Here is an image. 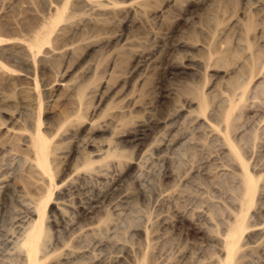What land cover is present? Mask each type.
<instances>
[{
	"label": "rangeland",
	"instance_id": "374dc122",
	"mask_svg": "<svg viewBox=\"0 0 264 264\" xmlns=\"http://www.w3.org/2000/svg\"><path fill=\"white\" fill-rule=\"evenodd\" d=\"M12 1L0 0V17L5 14L8 21L11 16L9 22L14 23L8 11ZM122 1L133 4L137 0ZM212 1L169 7L161 1L137 16L116 18L94 39L95 47L76 51L70 63L60 65L59 72L63 67L69 70L61 77H41L38 65L34 66L38 80L34 96L40 98L43 124L56 123L71 107L59 88L62 81L77 73L79 83L90 69L86 82L90 95L84 116L75 127L78 134L85 131L79 137L87 142L82 144L80 157H92L94 149L89 141L97 146L106 138L114 148L106 161L120 160L118 166L108 169L110 173L86 181L71 177L65 164L57 168L44 216L46 227L53 225L51 215L59 225L51 226L46 234L47 250L56 251L52 259L62 257L61 245L68 240L69 250L77 247V258L70 264H112L113 258L123 257L118 245L124 244L133 248L135 256L140 252L150 256L153 264H211L212 259L222 256L217 241L209 238L222 239L240 208L243 165L252 177L254 190L246 217L249 228L240 238L242 253L237 264H264V70L253 73L242 103L226 123H222L219 96L229 87L225 72L232 64L212 68L207 63H200L203 67L195 63L183 71L185 75L181 71L189 64L187 57L197 60L200 55L182 45L197 43L194 28ZM8 95L12 105L8 116H0V129L13 126L10 118H18L20 112L21 94L10 91ZM199 96L207 102L203 111L198 107ZM111 111L122 112L121 128L112 136L100 132L91 136ZM209 124L217 133L209 132ZM137 125L148 130L141 145L115 146L123 132ZM224 140L234 148L238 160L229 153ZM73 145L66 142L63 148L72 150ZM88 198L94 203L87 204ZM59 212L62 219L57 216ZM2 215L0 211V220ZM13 215L4 214L7 220L0 229V264H21L16 249L7 242L17 236ZM105 222L112 225L106 234L88 232ZM139 230L144 232L146 244ZM115 241L118 247L112 246Z\"/></svg>",
	"mask_w": 264,
	"mask_h": 264
},
{
	"label": "bare ground",
	"instance_id": "6f19581e",
	"mask_svg": "<svg viewBox=\"0 0 264 264\" xmlns=\"http://www.w3.org/2000/svg\"><path fill=\"white\" fill-rule=\"evenodd\" d=\"M161 1L166 7L184 2L198 4L210 2V0H137L133 4H126V1L122 0H13L11 4L7 3L8 11L12 13L9 15L13 16L14 23L9 22L11 16L8 21L5 14L0 17L1 23L5 21L3 26H0V116H8L6 112L12 105L8 95L10 91H17L21 96L18 118H10L14 125L0 129V193L5 202L0 205V211H3L0 229L7 220L4 214L13 213L15 217L13 215L11 218L18 230L17 236L11 237L7 242L16 249L21 264H70L73 258H77L74 251L77 247L69 250V242H66L68 240L62 243L63 255L57 259H52L56 251H48L49 248L46 246L47 230L51 226L59 227L52 215L53 220L49 222L53 225L48 223L49 226L46 227L44 219L47 202L54 189L52 182L57 168L65 164L71 177L86 181L110 173L111 170L108 169H114L120 164L119 159L106 161L114 152V148L109 145V139L106 138L101 139L97 146H94V141H89L91 143L89 146L94 149L92 157L87 159L86 154L80 157L82 144L87 142L79 137L85 131L78 134L75 127L84 116L83 108L90 95L86 83L90 80V69L84 76L85 79L79 83L76 82L77 73L69 76L68 81H62L59 88L65 92L66 100L70 101L71 107L56 123L43 124L40 120V98L34 96L38 86L34 66L38 65L41 77L57 75L61 77L69 73L67 67H63L59 72L60 65L68 63L76 51L95 47L97 43L94 39L104 34L111 21H116V18H131L136 13L142 14L152 4ZM210 4L207 6L209 8L205 17L201 18L194 28L193 35L198 39L197 43L182 45L200 55L197 60L187 57L186 61L189 64L181 71L190 70L189 65L195 63H207L212 68L232 64L228 71H223L228 77L229 87L219 96L224 117L222 123H226L234 109L242 103L253 73L264 70L262 18L264 0L261 2L214 0ZM28 83L29 86L31 84L29 88L24 86ZM43 84L44 82L40 86ZM45 87L46 84L43 88ZM25 90L29 92L28 95ZM198 107L200 111L206 109L207 102L203 97L199 96ZM121 116L122 112L119 111L107 113L103 117L100 130L91 132V136L98 132L102 135H114L115 130L121 128L123 124ZM208 128L210 133H217L214 126L209 124ZM147 131L144 125H137L134 129L123 132L114 145L128 144L129 147H138L145 141ZM66 142H74L72 150L63 148ZM224 143L229 153L238 160L234 148L226 140ZM76 150H79V153ZM74 153H77L80 159L78 156L75 157ZM246 170L241 165L242 195L239 198L238 213L228 225L222 239L209 238L210 241H217L220 247L218 252L222 256L212 259L211 264H237L241 259L240 238L249 228L246 217L254 190V182ZM71 185L73 189V184ZM90 199L85 202L94 203L93 199ZM57 216L62 219L60 212ZM11 218L8 217V220ZM106 223H98L88 232L97 234L104 232L112 226L110 224L107 226ZM161 223L166 224V218ZM138 234L143 237L142 242L146 244L144 232L139 230ZM114 243L112 246H117L118 243L116 241ZM118 246L124 251L123 257L111 259L112 264H153L152 258L146 257L142 252L135 256L136 253L131 246L125 244Z\"/></svg>",
	"mask_w": 264,
	"mask_h": 264
}]
</instances>
